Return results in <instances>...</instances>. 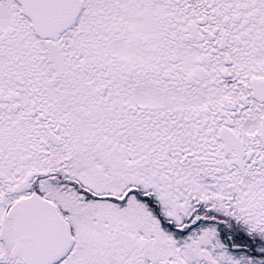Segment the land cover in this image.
I'll return each mask as SVG.
<instances>
[{
    "label": "snow or ice",
    "instance_id": "obj_1",
    "mask_svg": "<svg viewBox=\"0 0 264 264\" xmlns=\"http://www.w3.org/2000/svg\"><path fill=\"white\" fill-rule=\"evenodd\" d=\"M0 264H264V0H0Z\"/></svg>",
    "mask_w": 264,
    "mask_h": 264
}]
</instances>
